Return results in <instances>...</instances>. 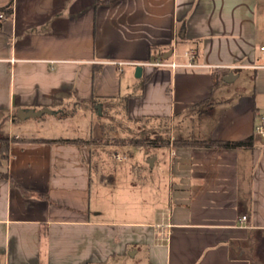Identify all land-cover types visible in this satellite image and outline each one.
I'll use <instances>...</instances> for the list:
<instances>
[{"label": "crops", "instance_id": "1", "mask_svg": "<svg viewBox=\"0 0 264 264\" xmlns=\"http://www.w3.org/2000/svg\"><path fill=\"white\" fill-rule=\"evenodd\" d=\"M11 3L10 17L0 11V264H264V139L254 134L264 0H0V9ZM244 76L252 88L230 95ZM102 102L122 106L128 123L174 126L209 103L195 139L252 146H180L194 130L173 131L168 144L108 165L90 142ZM77 111L97 112L98 124L73 129Z\"/></svg>", "mask_w": 264, "mask_h": 264}, {"label": "rangeland", "instance_id": "2", "mask_svg": "<svg viewBox=\"0 0 264 264\" xmlns=\"http://www.w3.org/2000/svg\"><path fill=\"white\" fill-rule=\"evenodd\" d=\"M177 52L178 54L182 55L183 49L179 47ZM241 84H244L245 87L251 89L252 87L250 76L249 78L244 76V78H241L237 81V84L231 85L229 94L235 95L237 92L236 87L238 85L240 86ZM209 105V103L202 104L187 114L185 118L193 117V123L191 125H180V120H178L177 123L179 125L176 123L174 126L170 123V121L156 120H142L140 122L131 124L124 120L125 110L122 108V106L112 102H102V107L100 106L98 110L100 113V122L98 121V115H96L97 112L96 114L94 113V115H91V113H89L88 116L84 111H77V114L74 116L75 121L73 120V123H70V126L73 129H77V126L83 127L85 126L86 122H88L89 127H95L99 122L100 133L90 139L92 150H94L93 154L99 161H104L108 165H116V162L118 161L114 158L115 153H120L121 155L126 156V158L128 159L129 151L137 147L136 145H133L131 143L132 140H146L147 142L159 139L166 140L170 138L169 134H172L173 131L175 133H187L191 130H194V140H197L195 138L199 134H201V132H205L206 130H208V126L205 123L202 126L203 129H201L202 127L198 125V122H202L199 119L205 117L204 113L208 110ZM91 116L94 118V120L91 119ZM199 130L201 132H197ZM183 140L187 139H181L176 142ZM143 146L149 145L144 144ZM109 155L110 157H108ZM97 166H99V163H96L95 167ZM120 166L122 167V164Z\"/></svg>", "mask_w": 264, "mask_h": 264}, {"label": "trees", "instance_id": "3", "mask_svg": "<svg viewBox=\"0 0 264 264\" xmlns=\"http://www.w3.org/2000/svg\"><path fill=\"white\" fill-rule=\"evenodd\" d=\"M0 11L4 12L7 17H10L12 15V3L9 4L6 8L0 9ZM170 142V139H159V140H151V141H146V140H138L134 141L132 140L131 143L136 146H142L144 144L158 147L161 145H166ZM176 144L180 146H203V147H220V148H225V149H236V148H241V147H250L252 146V138H248L246 140L242 141H213L209 139H204V140H194V139H187L183 141L176 142ZM2 148H3V157H6L7 151H8V145L7 142H2Z\"/></svg>", "mask_w": 264, "mask_h": 264}, {"label": "built area", "instance_id": "4", "mask_svg": "<svg viewBox=\"0 0 264 264\" xmlns=\"http://www.w3.org/2000/svg\"><path fill=\"white\" fill-rule=\"evenodd\" d=\"M0 17L5 18L3 14H1ZM261 50L264 51V46L261 48ZM185 57L188 59V63L184 65L192 66L195 64V54L194 53H187ZM153 65L159 66V67L170 66L172 68H176V66H178L179 64H176L175 62L168 63L165 61H160V62L154 63ZM254 134L264 139V111L259 113V115L257 116L256 123L254 126ZM114 158L118 162H123L127 159L126 156L121 155L120 153H115ZM240 222L245 224L247 222V217L241 216Z\"/></svg>", "mask_w": 264, "mask_h": 264}, {"label": "water", "instance_id": "5", "mask_svg": "<svg viewBox=\"0 0 264 264\" xmlns=\"http://www.w3.org/2000/svg\"><path fill=\"white\" fill-rule=\"evenodd\" d=\"M172 53H173L172 51H169V52H167L165 54L164 57L168 58L169 56L172 55ZM138 69H139L138 71L140 72L141 68H138ZM44 113H49V110H42V111H39V112H32V111H29V112L19 111L18 112L20 118L31 117V116H33V117L40 116V115H43Z\"/></svg>", "mask_w": 264, "mask_h": 264}]
</instances>
